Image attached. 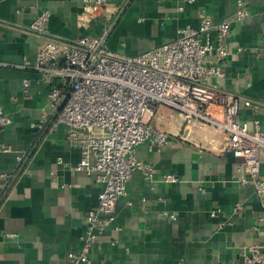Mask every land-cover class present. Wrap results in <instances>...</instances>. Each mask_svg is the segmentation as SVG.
Masks as SVG:
<instances>
[{"label": "crops", "instance_id": "crops-1", "mask_svg": "<svg viewBox=\"0 0 264 264\" xmlns=\"http://www.w3.org/2000/svg\"><path fill=\"white\" fill-rule=\"evenodd\" d=\"M244 1L249 17L233 23L224 77L211 76L210 83L260 103L258 110L240 111L239 121L253 131L254 121H264V0ZM107 2L111 20L84 27L78 23L82 0H0V107L12 119L0 130V264H68L100 192L93 176L73 170L81 154L65 140L66 127H51L50 79L22 67L34 64L41 45L33 21L48 13L49 33L67 39L107 29V47L131 57L171 42L186 26L197 27L201 11L213 21L233 13L232 0ZM42 114L49 121L41 129ZM144 122L165 131L169 144L154 151L147 143L138 147L137 159L155 176L132 175L114 221L91 249L92 263L242 264L245 249L264 240V195L239 182L244 166L223 152L224 133L167 106ZM164 174L178 181L165 183ZM236 204L242 209L232 213Z\"/></svg>", "mask_w": 264, "mask_h": 264}, {"label": "built area", "instance_id": "built-area-1", "mask_svg": "<svg viewBox=\"0 0 264 264\" xmlns=\"http://www.w3.org/2000/svg\"><path fill=\"white\" fill-rule=\"evenodd\" d=\"M232 1L231 18L213 21L201 11L197 27L186 26L171 42L131 57L107 47V29L98 35L56 37L47 30L46 12L30 25L41 38V45L34 64L24 61L22 67L50 79L47 105L52 112L51 127H66L65 140L81 154L73 170L93 176L100 187L96 206L85 214L81 248L67 254L68 264H93L91 249L114 221L116 203L126 196V185L134 173L153 180L154 169L138 160L136 153L143 143L150 151L169 144L165 131L144 122L159 106L222 131L226 137L223 152L244 166L245 175L239 182L252 184L257 195H264V121H254L253 131L239 121L241 109L258 110L260 103L210 83L211 76L224 77L222 65L229 55L233 23L250 14L244 0ZM82 4L78 18L81 26L111 20L109 10L113 7L107 0H82ZM27 89L25 82L24 93ZM48 121V115L42 114L40 128ZM11 124L10 115L0 107V130ZM23 157L16 156V162L22 164ZM161 178L165 183L178 181L171 174ZM241 209L236 204L232 213ZM242 264H264V240L245 249Z\"/></svg>", "mask_w": 264, "mask_h": 264}]
</instances>
